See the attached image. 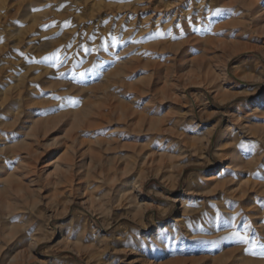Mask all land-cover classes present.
<instances>
[{
	"label": "rangeland",
	"instance_id": "374dc122",
	"mask_svg": "<svg viewBox=\"0 0 264 264\" xmlns=\"http://www.w3.org/2000/svg\"><path fill=\"white\" fill-rule=\"evenodd\" d=\"M149 2L0 0V99L24 93L23 109L53 123L20 134L32 156L7 174L22 189L0 182V264H264L233 235L264 221V5L233 0L193 45L164 39L155 53L137 30L156 16ZM126 79L143 96L118 93ZM111 102L108 146L85 129ZM233 151L242 168L220 176Z\"/></svg>",
	"mask_w": 264,
	"mask_h": 264
},
{
	"label": "bare ground",
	"instance_id": "6f19581e",
	"mask_svg": "<svg viewBox=\"0 0 264 264\" xmlns=\"http://www.w3.org/2000/svg\"><path fill=\"white\" fill-rule=\"evenodd\" d=\"M163 1L165 2L166 0H157L156 3H151V2L147 3L145 7L152 10V12L156 14V16L153 19L149 20L147 24L142 22L141 24L137 26V30H139V32L141 33H146V38L147 39L150 38V41H152L151 43L155 45L154 48L151 47V50L155 51V53L158 52V49L160 47L164 48L166 46V42L164 41V39H167V40L175 39V38L180 39V42L178 44H180V46L182 47L193 45L195 42L200 40V37H202L203 35H206L208 28L205 29L204 27L207 25V21L210 20L212 16L216 15L214 14V10L217 8L226 9L229 5L233 3V0H176L177 3L179 4L178 6L180 7L178 10L170 12L169 10H167V7L164 9V11H162L163 10L162 6L159 7V4H161V2ZM259 1L261 2L263 6L264 0H259ZM145 7L138 8L135 11L144 10ZM186 8H189V9L187 11H184V9ZM209 8H211L213 12H209ZM165 18L166 19L168 18L167 21H163V19ZM178 29L180 30L177 31ZM160 33L164 34L163 37L160 36ZM111 43H112L113 48H117L118 46H121V47L124 46L123 43L122 42L119 43L118 40L115 43L113 41ZM118 43L119 45L117 46ZM132 43L136 46L140 44V42H136V41H132ZM139 49H140L139 51L140 53L147 54L149 53L150 48H148L145 44H142L141 46H139ZM111 53H113V51ZM133 68L130 70V72H135V70L137 71L138 69L137 66L135 67V69ZM129 75L131 76V73H129ZM128 80L129 79H126L125 82H123L124 88L122 90L116 87L118 88V90L116 91H118V93L120 94L127 95L128 97H130L131 93L134 92L135 89L133 88L131 84L128 83ZM141 92L143 91L141 90ZM141 92L138 90H135L134 93L138 97H141L143 96V95L140 96V94H142ZM105 95L106 94H103L100 97L104 99ZM111 96L109 95V100ZM23 98H24V93H20L16 96H5L4 98L0 99V182L7 185V188L2 189L1 187L2 191L8 194L11 193V195L15 194L17 190L18 191L21 190L22 187L21 189L20 187H18L19 180L15 182L13 179L15 177H18L17 173L13 171L12 174L8 175L7 171L12 169V167L15 165H21L23 164V162L24 164L27 163L26 162L27 160L25 159V157H29L32 154L31 153L32 151L29 149H27V156H25L26 154L22 153L23 150H25V148L29 145H25V146L22 145L20 149L15 146L21 143V141L19 140L20 134H23V131L26 130L28 124L30 125L28 126L29 129L35 132L40 131V129H42L43 127L47 128L49 127V125L53 124L52 118L45 119L44 117V118L36 119L35 118L36 115H34L35 112L30 111V110H24L23 109L24 101H22ZM25 103L29 105L30 102L25 101ZM263 107H264V99L259 103L258 109L263 108ZM116 110H117V105H115L112 102L106 105L105 107L101 106L98 111L99 113L96 114L95 121L88 124L87 128L85 129V133H90L92 131H95V132L102 131V133H104L103 136L105 137V138L103 137L104 143L108 144V146H112V143L116 141V138H115L116 134L106 133V132L112 130L113 115L116 113ZM4 114H12V115L9 117L8 120H6V119H3ZM125 119H127V116ZM72 139L74 140L72 141L71 145H77V146L82 145L80 141L81 139L79 140L78 137L72 138ZM12 143L14 146L11 145ZM237 156H238V153H236L235 151H233L230 155H228L229 160L227 162V166H225V168L221 171L220 176L224 174L225 169L231 170V172L233 171V173H235L234 175H237V170L243 165L241 159H239ZM70 160L71 161L68 162V164L66 165H68L69 169L71 168L72 170V167H74V164L72 162H74V160L72 159ZM31 163L32 162L28 164H31ZM28 164L24 165L23 167L29 166ZM17 167L18 166H16L15 170L18 169ZM33 168L34 167H32V169ZM69 169L68 171H71ZM24 170L22 166H19V171L17 170L19 172L18 175L22 176ZM73 176H75V174ZM21 178H20V181L23 179ZM217 178H219V175L218 176L214 175V177L208 179V182H211V183L216 182L215 180H218ZM232 179L233 178H228V179L223 180V187H229L230 183L233 181ZM64 183H65V180H64ZM0 202L2 203L3 201L0 200ZM17 214H15L16 218L20 216ZM262 222H263L262 224H259L257 226L252 225L251 227H246L242 229V231H245L246 235L249 237L250 242L247 243V245L252 246V243H256L257 246L255 248H257V252L260 254L262 253L264 254V247L261 246V245H264V221ZM2 225H1V228H2ZM159 230H160V227L158 226L156 228V231H159ZM165 239L166 237L161 235V238L159 240L164 241Z\"/></svg>",
	"mask_w": 264,
	"mask_h": 264
},
{
	"label": "snow or ice",
	"instance_id": "6c2138e0",
	"mask_svg": "<svg viewBox=\"0 0 264 264\" xmlns=\"http://www.w3.org/2000/svg\"><path fill=\"white\" fill-rule=\"evenodd\" d=\"M36 10H38V9H34V11H36ZM225 11H231V10H226V9H223V8H217V9L214 10V14L219 15L220 13H223ZM209 12H213V10L211 8H209ZM64 25H65V27H70L71 26V23H70V21H66V22H64ZM53 26H55V23L53 25H46L45 26V29H47L48 27H53ZM163 35H164L163 33H160V36L161 37H163ZM46 39H51V37H46ZM112 39H113V42L115 43V42H117V39L118 38L112 37ZM64 59H67V57L65 56ZM44 60L45 61H53L54 62L53 63V66H58L59 63L61 62L60 56H59V50H57L56 53H53V54H50L49 56H46L44 58ZM53 98L54 99H62L60 97H53ZM69 103H73L74 104L76 102L69 101ZM60 107H63V105H61ZM240 147L243 148V147H245V145L241 144ZM251 147L252 146H249V151H251ZM233 235L236 236V237H238V238H240L241 241L244 242V243H249L250 242L248 236H246V235L245 236H241V233H239V232H234ZM252 246L253 247H256L257 245H256V243H252ZM261 246L264 247V245H261Z\"/></svg>",
	"mask_w": 264,
	"mask_h": 264
}]
</instances>
